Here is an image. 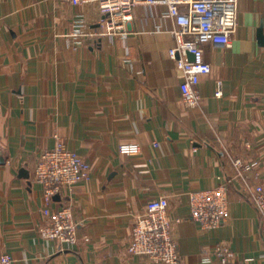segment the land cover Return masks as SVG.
Masks as SVG:
<instances>
[{
    "label": "crops",
    "instance_id": "1",
    "mask_svg": "<svg viewBox=\"0 0 264 264\" xmlns=\"http://www.w3.org/2000/svg\"><path fill=\"white\" fill-rule=\"evenodd\" d=\"M78 14L98 27L95 5L0 0V253L13 264H153L126 247L147 201L166 196L179 264H220L218 247L231 250L228 264H264L261 217L248 196L264 184V101L254 100L264 88L255 84L264 0H237L229 44L203 45L211 71L200 77L197 106L182 98L164 7L137 5L123 34L74 49L61 34ZM55 134L91 176L46 201L34 163ZM235 158L258 163L238 177ZM228 178V214L204 229L187 216L189 193ZM67 204L78 235L71 246L39 234Z\"/></svg>",
    "mask_w": 264,
    "mask_h": 264
},
{
    "label": "built area",
    "instance_id": "2",
    "mask_svg": "<svg viewBox=\"0 0 264 264\" xmlns=\"http://www.w3.org/2000/svg\"><path fill=\"white\" fill-rule=\"evenodd\" d=\"M62 1L74 6L95 5L99 11L97 28H90L82 15H77L70 33L74 44L81 43L85 38L123 34L137 5L164 7V15L170 17L175 24L170 32L176 42L169 47L168 54L182 72L180 91L189 106L199 104L200 77L211 71V64L204 57L203 45H228L237 26V0ZM220 94V90L216 91V95ZM233 164L237 169L235 176L243 177L244 172L255 163H243L235 158ZM35 173L37 181L42 185L45 200L51 201L66 186L87 179L90 166L75 151L56 146L39 156ZM231 180L232 178H228L215 187L191 191L187 200V216L204 229L219 226L228 214V184ZM248 196L260 214V234L264 242V184L255 185L248 191ZM168 207L169 200L166 196L148 200L144 210L137 216L131 232V250L157 264L180 263L177 243L170 230ZM71 213L70 206L63 205L54 213L52 223L43 229V234L68 246L75 245L78 241L77 225ZM213 254L220 264H228L233 257L228 247H218ZM0 264H13V259L8 253H0Z\"/></svg>",
    "mask_w": 264,
    "mask_h": 264
},
{
    "label": "rangeland",
    "instance_id": "3",
    "mask_svg": "<svg viewBox=\"0 0 264 264\" xmlns=\"http://www.w3.org/2000/svg\"><path fill=\"white\" fill-rule=\"evenodd\" d=\"M72 25H73V23H72ZM72 25L70 26V28L67 30V31H65V32H63L62 34H61V37H63V38H66V40H67V38L68 39H70V38H72L71 36H70V33L72 32ZM69 46H73L72 48H76L78 45L77 44H69V43H67ZM256 83H261V85L260 86H264V68H263V70H262V73H261V75H259V76H257V78H256V80H255V84ZM259 87V86H258ZM258 90L257 91H255L254 92V100H261V101H264V88H257ZM54 137H55V140H54V144H52L51 146H49V147H46L45 149H43L40 153H39V155L37 156V158H36V160H35V163H34V171H35V165H36V162L38 161V158H39V156L43 153V152H45V151H48V150H51V149H53V148H55L56 146H63V147H65V148H67L68 150H71V151H75L84 161H86L88 164H89V166H90V173H89V177L87 178V179H85V180H83L82 182H85V181H87L89 178H90V176H91V165H90V163L78 152V151H76V150H74V149H71V148H69L66 144H65V142L61 139V137H59V135H57V134H55L54 135ZM240 159V158H239ZM241 160V159H240ZM248 163H255L254 165H256L257 163H258V161H252V162H248ZM35 173V172H34ZM34 179H35V181L37 182V183H39L38 181H37V179H36V173L34 174ZM82 182H80V183H82ZM40 184V183H39ZM76 184H78V183H76ZM41 185V184H40ZM73 185H75V184H72V185H68V186H66V188H64L62 191H64L65 189H69L70 187H72ZM42 186V185H41ZM42 192H43V189H42ZM62 193V192H61ZM43 197H44V195H43ZM45 199V198H44ZM68 206H70L69 204H67ZM70 209H71V215H72V219L74 220V218H73V211H72V208H71V206H70ZM53 216H54V214L51 216V218L49 219V221L47 222V223H45L42 227H40L39 228V234H40V236L41 237H43V238H45V239H55V238H53V237H49V236H47V235H45V234H43V229H45V227H47V226H49L51 223H52V221H53ZM136 220H137V217H136V219H135V221H134V223H133V226H134V224L136 223ZM75 222V221H74ZM133 226H132V228H133ZM83 239L84 240H87L88 238L86 237V236H84L83 237ZM55 240H57V239H55ZM58 241V240H57ZM60 242V241H59ZM78 242V241H77ZM61 244H64V243H62V242H60ZM130 245H131V236H130V240H129V243H128V245H127V247H126V252L129 254V255H137V256H141V257H144L145 259H147L148 260V262H150V263H153V264H157V263H154L150 258H148V257H146V256H144V255H141V254H136V253H134L132 250H131V248H130Z\"/></svg>",
    "mask_w": 264,
    "mask_h": 264
},
{
    "label": "water",
    "instance_id": "4",
    "mask_svg": "<svg viewBox=\"0 0 264 264\" xmlns=\"http://www.w3.org/2000/svg\"><path fill=\"white\" fill-rule=\"evenodd\" d=\"M258 35H259L260 41H262L263 40V35L261 34V30L260 29L258 30ZM21 174H24V175L28 176L27 172H25L24 170L21 171Z\"/></svg>",
    "mask_w": 264,
    "mask_h": 264
}]
</instances>
